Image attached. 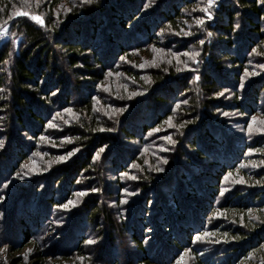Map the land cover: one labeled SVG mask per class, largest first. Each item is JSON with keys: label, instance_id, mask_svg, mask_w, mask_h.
<instances>
[{"label": "trees", "instance_id": "trees-1", "mask_svg": "<svg viewBox=\"0 0 264 264\" xmlns=\"http://www.w3.org/2000/svg\"><path fill=\"white\" fill-rule=\"evenodd\" d=\"M146 3L0 0V264H234L264 245V168H242L264 135L232 126L264 111V6L218 0L201 27L205 0Z\"/></svg>", "mask_w": 264, "mask_h": 264}, {"label": "snow or ice", "instance_id": "snow-or-ice-1", "mask_svg": "<svg viewBox=\"0 0 264 264\" xmlns=\"http://www.w3.org/2000/svg\"><path fill=\"white\" fill-rule=\"evenodd\" d=\"M84 2L91 4V3L94 2V0H84ZM97 2H98V0H97ZM155 2H156V0H148V3H146V4L144 5L145 9H147L148 7H150V6H151L152 4H154ZM217 2H218V0H205V4H204V5L201 7V9H200V11H202V12L204 13V16H203V17H200V18H198V19L196 20L197 25L203 27V26L205 25L206 21H211V20L214 18V17H213V10L216 8V6H217ZM258 2H259L262 6H264V0H258ZM68 11H71V9H68ZM18 15L29 16L32 20L38 22V23L41 24V25H43V24L45 23L44 19H43L41 16H39V15H33V14L30 13V12H20V13H18ZM235 15H236L237 17H240V16H241V13H240L239 11H237V12L235 13ZM262 19H264V17H262ZM236 29H239V30L242 31V25H241L240 23H237V24L235 25V29H234V30H236ZM162 31H163V30H162ZM7 34H8V28L0 26V38L5 37ZM185 34H186V35H191L190 32L185 33ZM208 35L210 36V35H212V33L209 32ZM199 43H200V44H204L205 41H204V40H200ZM261 43H264V41H262ZM152 48L155 50V45H153ZM257 48H259V45H257L255 48H253V49H252V52L255 53V52L257 51ZM161 51H163V50L161 49ZM250 54H251V53H250ZM185 55H188L191 59H195L196 56H199V52H196V53L186 52ZM122 59H123V58H122ZM169 63H171V61H169ZM249 63H251V61H249ZM140 67H143V65H140ZM186 67H187V65H186ZM259 67H260L261 69H264V64H260ZM165 71H167V69H165ZM245 73L248 74V70H247V69H245ZM251 74H255L254 71H253V73H251ZM196 79H199V76H197ZM243 79H244V77H242V81H243ZM240 87H241V88L244 87V83H243V82H241ZM225 91H227V89H226ZM139 94H141V93H134L133 95H139ZM218 95H223V93H219ZM182 103H187V101H182ZM177 106H179V105H177ZM64 111H65V112H71L72 109H71V108H66V109H64ZM116 111H117V112H123V111H125V109H124V108H120V109H116ZM224 114L227 115V113H224ZM57 115H59V113H57ZM256 120H257V118H256L255 116H253V117L251 118V122L248 124L247 132L249 133L250 136H251V134H252L253 131H254V129H253V124L256 123ZM169 121H171V117H169ZM48 126H49V127H53V128L57 127V125H55L52 121H49V122H48ZM102 130H103V129H102ZM158 130H159V129H155V131H158ZM258 131L261 132V133H264V127L259 128ZM41 139H47V138H46V137H41ZM65 139H67V138H65ZM165 139H168V140H169L171 143H173V144L176 143V141L172 140L171 137H165ZM3 146H4V141H3V140H0V148H2ZM105 148H107V146H105ZM105 148H101V149L99 150V152H97L96 156L93 157V159H96L97 157H99L100 152H103V151L105 150ZM75 151H78V149H73V151H69V152H67L65 155H61V156H59V157H58V161H61V162L67 161V160L73 155V152H75ZM248 151H249V153H252V152L255 151V150L252 149V148H250ZM161 159H162V161H163L164 164H167V163H168V160H167L166 158H163V157H162ZM261 164H264V161H261ZM49 166H50V165H49ZM252 166H253V167H257V166H259V165H255V164H254V165H252ZM24 167L26 168L27 165H24ZM156 171H157V172H163L164 169H163L162 167H157V168H156ZM28 174H29V173H28L27 171H25V172L23 173V175H21L20 172H16V173H15V175H16L18 178H20V179H23L24 176H27ZM123 175L127 176L128 173H123ZM228 175H231V173H229ZM227 178H228V177L225 176V179H227ZM132 179H137V177L133 176ZM243 182H244V181L241 180V183H243ZM8 183H10V181H9ZM8 183H5L4 187H7V186H8ZM257 183H260V181H257ZM41 187L43 188L44 185H41ZM90 191H98V189L92 188V189H90ZM124 191L127 192V189H125ZM224 191H227V189H225ZM85 194H86V192H80V193H79V195H85ZM134 194H135V193H133V195H134ZM221 194L223 195V191H222ZM3 199H4V197H3V196H0V200H3ZM121 202H122V203H126L127 201H126V200H123V201H121ZM71 204H73V201H72V200H68L66 203H63V204H59V205H57V208L67 210L68 207H69V205H71ZM248 211L251 212L252 209H249ZM257 219H259V217H257ZM241 223H243V221H241ZM147 231H148V232H152V229H151V228H148ZM202 235H205V236H206V235H208V233H202V234H201V233H197L196 236L194 237V241H193V242H196V241L201 240V236H202ZM148 242H149L148 239H145L144 243L147 244ZM86 243H95V241H94V240H88V241H86ZM6 248H7V245H5V249H6ZM2 250H3V249H0V251H2ZM31 252H32V249H28V250L25 252V254H24L25 258H27L28 254L31 253ZM185 252H186V253H187V252H191V249H186ZM50 259H51V258H50ZM183 259H184V253L181 254L180 258H179L178 261H177V264H183ZM5 264H7L6 261H5Z\"/></svg>", "mask_w": 264, "mask_h": 264}, {"label": "rangeland", "instance_id": "rangeland-1", "mask_svg": "<svg viewBox=\"0 0 264 264\" xmlns=\"http://www.w3.org/2000/svg\"><path fill=\"white\" fill-rule=\"evenodd\" d=\"M7 28V27H6ZM8 35V34H7ZM7 35L3 38H0V39H5L7 37ZM149 51L145 53V55H143V58H147L149 56ZM255 117L257 118L256 120V123L253 124V133L251 134V136L249 135V133L247 132V127H248V124L251 122V118L249 119V122L247 124V126H242V125H232L233 128L235 129H238L240 128L242 130V132L248 136V137H254V136H259V135H264V133H261L258 131L259 128L261 127H264V111L263 112H260L259 114L255 115ZM234 123V122H232ZM234 129V130H235ZM235 132L237 134H240L239 131L235 130ZM254 153V151L252 153H247V154H251V155H247L248 157L245 158V160L243 161V164H242V168H244L245 170H251L253 168H256V167H253L252 165H259L257 166L258 168H264V164H261V161H264V149L259 153L258 156L259 157H254V155H252ZM257 154L255 156H257ZM256 159V160H255ZM226 181V184L225 186H223V192H226L224 191L225 189H227V191L229 190V188L233 185V184H244V183H248V182H243L241 183V179H240V174H233L231 177L225 179ZM244 181V180H243ZM264 214V210L259 214V217H262L261 215ZM258 215L257 213L254 212V210H252L251 212H248V215H247V218H250L251 220H254V221H257ZM263 222H264V218H262ZM231 222V224L234 225L233 221H229ZM207 240V243L208 244H215L216 241L218 242H221L219 240H216L214 241V239L212 237H209V238H206ZM216 242V243H218ZM256 253H253L252 251L249 252L247 254V256H244V257H240L238 259V261H235L234 264H264V245L263 244H260L258 246V248L255 250ZM120 255L122 256L121 252H120ZM30 262V260L28 261Z\"/></svg>", "mask_w": 264, "mask_h": 264}]
</instances>
